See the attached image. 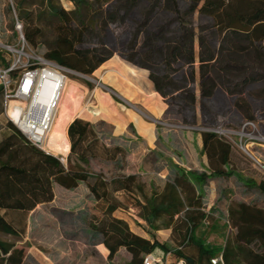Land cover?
I'll return each instance as SVG.
<instances>
[{
    "label": "trees",
    "instance_id": "trees-1",
    "mask_svg": "<svg viewBox=\"0 0 264 264\" xmlns=\"http://www.w3.org/2000/svg\"><path fill=\"white\" fill-rule=\"evenodd\" d=\"M27 1H17L19 15L21 19L29 22L25 27V37L37 45L41 30L37 25L34 30L31 29V23L34 26L37 21H34L33 12L24 10ZM35 1L29 3L33 4ZM39 1L44 9L39 12L38 17L48 21L53 35L52 39L43 41L46 46L43 56L84 74H92L113 55L107 49V29L121 26L126 14L140 2L70 0L73 7L68 10L57 0ZM179 2L180 0H154L152 6L140 10L139 21L129 27L125 41L114 53H119L123 59L149 71L154 89L167 102V109L173 105L183 107L197 122L198 107L202 111L206 100L214 97L219 101L224 100L225 94L223 96L218 92L221 89L233 98L237 111L242 116L244 115L241 110L247 113L245 120L254 119V104L249 99L245 100L243 95L248 93L250 85L264 81V20H256L247 30L241 31L229 24L224 25L221 12L226 6L225 0H204L203 3H200L201 0H190L191 3L186 8ZM161 5L167 9L168 16L153 23V19L158 16L155 9ZM196 12L208 20L202 24L196 23ZM218 41L220 42L217 43ZM249 57L252 61H249ZM116 61L119 62V59ZM119 63L117 67L113 65L112 69L124 76L121 68L129 66L124 62ZM257 63L261 65L257 66ZM9 66V61L0 51V68ZM16 75L17 72L13 70L9 76L14 78ZM4 93V85L0 83V99L4 98ZM261 94L264 97V89ZM105 96L100 97L96 115L110 113L107 106V98H110L107 94ZM128 96L131 97L129 94ZM113 98L120 101L116 96ZM81 104L82 101L78 104L77 113ZM85 112L86 109L83 108L82 114ZM202 126L217 127L206 122ZM129 127L133 128V125L130 124ZM8 128L10 133L0 141L1 232L19 236L23 229L17 227L7 213L17 212L26 216L40 204L53 201L56 186L74 190L80 184L87 183L90 178H95L96 182L88 186L100 203L106 220L93 227V230L103 236L102 242L108 250L110 264H114V258L121 247L131 253L129 264H142L147 253L169 250L174 252L177 259L184 260L185 264H213L211 259L220 253L223 254L224 264H244L240 259V255L244 253L252 264H260L258 254L226 238V224L221 223V218H214L204 210V186L207 181L210 178H230L236 175L229 166L231 142L217 133L203 131L213 137L217 151L209 157V173L186 171L177 164H171L170 176L162 191H155L149 197L142 193L144 203L136 200L135 206L141 209L139 217L150 228L154 220L168 216V223L164 226H172L173 234L180 235L183 243L172 247L169 242L161 241L152 229L144 228L150 236L147 239L134 233L126 220L113 216L115 209L122 204L111 201L108 192L110 184L100 174L89 171L80 163V160H86L92 153L96 154L99 144L96 125L81 118H76L69 124L67 134L71 149L67 164L60 157L34 145L9 120ZM101 147L110 158H117L125 152L119 143L101 144ZM72 155L78 161L73 162ZM138 178L137 174L114 177L111 180V184L115 185L113 190L131 193L134 190L133 185L139 181L138 188L143 192L144 183ZM239 178L247 188L264 192V181ZM206 222L210 224L209 232L225 236L224 244L206 241ZM260 234L264 241V231ZM185 243L197 246L196 257L184 252ZM27 259L28 254L24 247L0 239L1 264H29Z\"/></svg>",
    "mask_w": 264,
    "mask_h": 264
},
{
    "label": "rangeland",
    "instance_id": "rangeland-1",
    "mask_svg": "<svg viewBox=\"0 0 264 264\" xmlns=\"http://www.w3.org/2000/svg\"><path fill=\"white\" fill-rule=\"evenodd\" d=\"M17 1L0 0V51L3 52L10 65L14 64L15 60L17 61V57L14 54V49L12 51L6 49L8 45L16 47L19 40L24 39L32 50L37 54L44 55L46 46L43 41L50 40L53 36L52 28L47 24L48 21L38 17L39 12L44 9L43 5L39 0H36L33 4L29 3L32 0H28L24 5V10L33 12L34 21H37L34 26L31 23V29L34 30L37 25L41 30L37 38V45L32 44L25 37V27L29 22L27 23L26 20L20 18ZM139 1V4L126 14L121 26H111L107 29V35L105 36L108 44L107 49L113 52V55L92 74L79 72V75H71L69 78V80L76 81L85 94L84 98L79 100V103L82 101L80 110L77 113L76 108L74 113V117L77 114L78 117L73 119L88 118L96 120L94 125H96L99 137L96 154L92 153L86 160H80V163L89 171L100 174L102 178L107 180L110 184L108 192L111 201L121 202L122 206H125L124 203L132 204L135 207L133 213L138 216L141 209L135 206L136 200L144 203L145 199L142 193L149 197L155 191L161 192L165 184L164 180L170 176V165L177 164L179 166L173 160L172 157L174 156L171 155L172 153L179 155L180 151L185 156L184 163L190 168L189 170L193 171L201 170L202 166L199 164V157L203 152L207 154L208 158L217 153L213 137L203 133V131H206L205 127L202 126L203 122L217 127H228L237 130L239 128L237 125L245 120L244 116H248L245 111L241 110L244 115L242 116L237 111L233 98L221 89L218 92L223 96L225 94L224 100L219 101L215 97L212 100H206L202 111L198 107L197 122L192 119L190 112L183 107L173 105L167 109L168 104L164 98L163 101L167 110L165 109L161 115H153L150 111L143 108V104H149L147 106L150 107L151 103H155L153 99L148 97L149 94L153 93L152 90L154 89V84L149 78V71L123 59L119 53H114L115 50L120 49L121 43L125 41L129 27L139 21L140 10L148 8L150 5L152 6L154 2V0ZM57 2L68 10L73 7V3L70 0H57ZM203 2L204 0H201L200 3ZM225 2L226 6L221 12L225 26L229 24L231 27L245 31L254 21L264 20V0H225ZM179 3L183 8H186L191 2L190 0H180ZM155 10L158 12V16L153 19V23L160 18L168 16V11L163 5ZM194 19L198 24L205 23L208 20L198 12L194 14ZM142 40L143 34L141 36ZM198 48L197 43L196 49L198 50ZM117 59H119V62H124L131 67L121 68L124 76L112 69L113 65L117 67L120 64L116 61ZM248 59L252 61V58L249 57ZM23 64L22 62L18 67H15L17 74L22 71V67L20 68L19 66H23ZM258 65H261V63H257ZM262 67L264 69V62ZM9 80L11 83L13 77H10ZM126 88L134 91L135 94L139 92L141 97H138V95L129 97L125 93ZM263 89L264 81L253 83L249 86V91L246 95H243V98L253 102L254 119L259 130L264 134V97L261 94ZM105 93L110 98L107 101L108 109H111L115 114L124 111L137 113L145 120L156 125L157 131L167 132L164 133L162 139H158L154 147L157 153L161 154V160L163 161L158 162L155 159L156 153L154 152V154L149 153L146 165H142L143 156L139 152L143 145L141 136H139L142 133V129L139 132V129L134 124H132L133 128L129 127V132L134 134L133 137L111 134L114 126L112 127V124L107 121L110 116L104 114V112L96 115V112L99 111L100 97L105 96ZM113 96H116L120 101H116ZM83 108L86 109L84 114H82ZM192 132H196L195 134H199L202 137L203 145L201 151L195 150L196 143L190 138V136L192 137ZM9 133L8 118L5 114L3 98L0 99V141ZM222 137L231 142L232 154L229 166L235 171L236 175L230 178H210L207 181L204 186V210L214 218H221V223L226 224V238H230L235 244H241L254 254H258L260 257L259 263L264 264V241L261 239L260 234L261 231H264V192L254 188H247L239 178H254L256 181H264V146L251 145L248 142L250 144L248 146L249 152H246L240 147V136L236 133ZM106 143H119L125 152L119 154L117 158L107 157L104 154L105 150L101 147V144ZM44 151L51 153L46 150L45 146ZM68 155L57 154L56 156L67 164ZM174 158L177 159L176 157ZM72 161H78V158L72 155ZM196 166L198 169H195ZM128 174H137L139 176L138 179L144 183L143 192L138 188L139 181L135 182L133 185L134 190L131 193L123 190H113L115 185L111 184V180L114 177ZM160 174L163 176L161 177ZM95 182V178H90L87 183H82L80 188L72 192L61 186H56L57 198L54 202L40 204L27 213L26 216L17 212L7 213V216L15 222V225L23 227V229H21L19 236L0 231V239L14 242L17 246L24 247L28 254L27 262L29 264H110L108 253L102 242L103 236L100 232L97 233L93 230V227L106 220L104 211L99 206L100 203L96 202L88 188V184L92 185ZM168 220V216L154 220L151 228L145 221L142 222L140 220V222L146 225L145 229H152L153 231L160 229L159 234L162 240L169 242L166 239L168 238L167 232L161 227L168 223ZM209 226V222H206L204 227L206 241L219 245L224 244L225 236L222 237L215 232H209ZM172 239L173 242H169L172 247H178L183 244L178 234L172 236ZM183 250L188 255L195 257L198 255V248L193 243H185ZM127 256V253L122 251L117 258H114V264H129L130 261ZM247 258L249 257L246 253L240 255V259L244 264H252L251 260Z\"/></svg>",
    "mask_w": 264,
    "mask_h": 264
},
{
    "label": "built area",
    "instance_id": "built-area-1",
    "mask_svg": "<svg viewBox=\"0 0 264 264\" xmlns=\"http://www.w3.org/2000/svg\"><path fill=\"white\" fill-rule=\"evenodd\" d=\"M17 45L6 47L11 51L14 49L17 61L9 67L0 68V83L5 88V114L34 145L44 150L55 121L61 90L70 76L79 75V72L37 54L24 39L19 40ZM22 62L23 66H19L22 71L10 83L11 71ZM12 102H15L13 112ZM204 129L225 137L236 133L240 136V147L246 152H249L250 144L264 146V134L252 119L245 120L237 130L228 127ZM211 261L213 264H224L223 254L213 257ZM142 264H185V261L177 259L174 252L169 250L147 253Z\"/></svg>",
    "mask_w": 264,
    "mask_h": 264
},
{
    "label": "crops",
    "instance_id": "crops-1",
    "mask_svg": "<svg viewBox=\"0 0 264 264\" xmlns=\"http://www.w3.org/2000/svg\"><path fill=\"white\" fill-rule=\"evenodd\" d=\"M121 84V82H120ZM154 88V87H153ZM126 92L130 95V96H137L138 97H141V94L138 92L137 94L134 93V91L132 90H128V88L125 89ZM153 93H151V95L148 97L153 99L155 101V103H151L150 107H148L147 105L149 104H143V108L147 109L148 111H150L153 115H161L165 109H166V104L165 102L163 101V97L155 91V89L152 90ZM106 97V96H105ZM147 97V99H149ZM107 101H108V98H107ZM109 112H104V114L110 116V118H108V123H111L112 124V127L114 126V128H112L111 130V134L112 135H125L126 137H133L134 134L132 132H129V125L130 124H134L135 127H137L139 129V132H140V129H142V133L139 134V136H141V140L143 142V145L141 147V149L139 150V152L142 153V165H146V160L147 158H149V153H153L154 152L156 153V157L155 159L159 161H163L161 160V154L160 153H157V151L154 149L155 147V143H157L158 139H162V137L164 136V133H167V132H161V131H157V127L156 125H154L152 122L148 121V120H145L143 117H141V115H138L137 113H130V112H122V113H117L115 114L111 109H109ZM75 117H78V114L75 116ZM74 117V118H75ZM82 119V118H81ZM93 124L96 123V120H90L88 118H83ZM74 120V119H73ZM72 122V121H71ZM70 122V123H71ZM69 123V124H70ZM69 124L67 125V129H68V126ZM116 127V128H115ZM116 131H115V130ZM196 132H192V137L190 136V138H192L191 140L194 141V143H196V149L195 150H200L202 149V145H203V141H202V137L201 135L199 134H195ZM186 136V134H185ZM189 136V135H188ZM151 146H153V148H151ZM157 150H159V148H157ZM174 150V149H172ZM147 153V154H146ZM148 155V156H147ZM173 155L174 157H176L177 159H175L174 157L173 160L175 162H177L179 164V166H181L182 168H184L186 171H188L190 168L184 163V158L185 156L180 153L179 151V155H176V154H171ZM193 157V156H192ZM198 157V156H197ZM199 164L200 166H202L201 170L203 171H206L207 173H209V158L207 156V154L205 152H203V154L199 157ZM140 165V164H139ZM195 169H198L197 166L195 167ZM199 170V171H201ZM152 173H154V171H152ZM161 175V174H160ZM163 175H161L162 177ZM167 179H165L164 181L166 182ZM82 185L80 184L76 189L80 188ZM89 188V186H88ZM74 189V190H76ZM57 190V189H56ZM90 190V188H89ZM73 190H70V192H72ZM65 193H69V192H65ZM56 195H57V191H56ZM55 195V199L52 202H54L57 198V196ZM95 198V197H94ZM96 200V199H95ZM96 202H98V200H96ZM125 206H118L117 209H115V211L113 212V216L115 217H118V218H122L124 220H126L130 226V229L144 237V238H147V239H150V236L149 234L146 232V230L144 229V225L143 223L140 222V220L143 222V220L138 216V215H135L133 213V210L135 207H133L132 204H128V203H124ZM137 222H140L142 225H139ZM162 228H164L163 230H165V232H167L168 234V238L167 241L169 242H173V239H172V236H174L175 234H173V229H172V226L170 227H165V226H161ZM158 238L161 240V241H164L162 240V238L160 237V229L154 231ZM177 234V233H176ZM105 247V245H104ZM107 253H108V250L107 248L105 247ZM124 251L125 253H127V257L129 258V261L131 260V253L129 251H127V249L125 247H121L117 253V255L115 256V258H117V256L122 252Z\"/></svg>",
    "mask_w": 264,
    "mask_h": 264
},
{
    "label": "bare ground",
    "instance_id": "bare-ground-1",
    "mask_svg": "<svg viewBox=\"0 0 264 264\" xmlns=\"http://www.w3.org/2000/svg\"><path fill=\"white\" fill-rule=\"evenodd\" d=\"M85 96L77 82L69 80L60 93V100L55 114V121L49 133V138L45 144L47 151L55 155H66L71 149V143L67 134V125L73 120L74 113L80 99ZM12 102L11 112L14 111ZM16 111L19 112V108Z\"/></svg>",
    "mask_w": 264,
    "mask_h": 264
}]
</instances>
